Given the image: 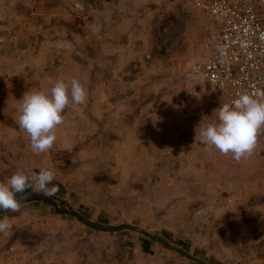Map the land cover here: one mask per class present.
<instances>
[{
	"label": "crops",
	"instance_id": "crops-1",
	"mask_svg": "<svg viewBox=\"0 0 264 264\" xmlns=\"http://www.w3.org/2000/svg\"><path fill=\"white\" fill-rule=\"evenodd\" d=\"M198 1L0 0V181L51 167L52 194L93 220L190 251H255L264 264V134L247 159L221 155L195 140L219 107L184 97L210 41ZM73 78L87 102L66 108L57 142L37 155L17 124L22 98ZM4 218L3 261L183 263L139 232L92 228L43 200Z\"/></svg>",
	"mask_w": 264,
	"mask_h": 264
},
{
	"label": "clouds",
	"instance_id": "clouds-1",
	"mask_svg": "<svg viewBox=\"0 0 264 264\" xmlns=\"http://www.w3.org/2000/svg\"><path fill=\"white\" fill-rule=\"evenodd\" d=\"M88 90L80 79H58L50 91H27L22 98L17 124L30 138L31 150L39 155L51 150L57 142V128L65 121L66 108L87 102ZM264 134V91L241 93L230 104H222L217 120L196 129L195 140L214 147L221 155L232 154L240 162L252 156ZM55 171L42 168L37 175L28 176L18 170L6 181H0V210L19 212L22 200L18 194L27 189L42 195L55 192L52 182ZM13 227L9 219H0V233Z\"/></svg>",
	"mask_w": 264,
	"mask_h": 264
},
{
	"label": "built area",
	"instance_id": "built-area-1",
	"mask_svg": "<svg viewBox=\"0 0 264 264\" xmlns=\"http://www.w3.org/2000/svg\"><path fill=\"white\" fill-rule=\"evenodd\" d=\"M210 18V45L187 71L185 98L217 107L241 93L264 91V0H199ZM0 264H18L13 259Z\"/></svg>",
	"mask_w": 264,
	"mask_h": 264
},
{
	"label": "water",
	"instance_id": "water-1",
	"mask_svg": "<svg viewBox=\"0 0 264 264\" xmlns=\"http://www.w3.org/2000/svg\"><path fill=\"white\" fill-rule=\"evenodd\" d=\"M18 199L22 200V203L28 202L30 200H35V199H39V200H43L45 202L51 203L59 211L66 213V214H69V215H72L75 218H77L79 221H81L83 224H85L89 227H92V228L102 230V231L111 232V233L122 231V230H130V231L139 232L140 234H143V235L149 237L150 239L159 242L165 248L179 252V253L185 255L186 257L198 262L199 264H209L205 260L193 255L192 253L186 251L185 249L172 244L168 239H166L162 235L155 233V232H152L148 229H145V228H142L140 226L130 224V223H121L118 225H108V224H103L101 222L93 220V219L87 217L86 215L80 213L75 208H73L71 205L67 204L66 202H64L62 199L58 198L54 194H50V195L45 196V195H42V194L37 193L35 191H32V192H29V193L22 195ZM7 213H9V212H3L2 210H0V215L7 214Z\"/></svg>",
	"mask_w": 264,
	"mask_h": 264
},
{
	"label": "rangeland",
	"instance_id": "rangeland-1",
	"mask_svg": "<svg viewBox=\"0 0 264 264\" xmlns=\"http://www.w3.org/2000/svg\"><path fill=\"white\" fill-rule=\"evenodd\" d=\"M209 37H210V34H209ZM210 43L211 42L209 41L205 45H208V47H209ZM206 52H207V50H206ZM206 52H205V54H206ZM205 54H204V56H205ZM204 56H203V58H204ZM1 164H2V161L0 160V165ZM21 196H19V197H21ZM25 203H22V204H25ZM10 213L11 212H9L7 214H2V215H9ZM2 215H0V216H2ZM14 216H17V215L14 214ZM232 231H234L236 233V230L234 229V227L232 228ZM162 236L165 237L164 235H162ZM234 237L235 236H232V238H234ZM165 238L168 239L167 237H165ZM171 243L174 244L173 242H171ZM174 245H176V244H174ZM176 246H178V245H176ZM162 247H164V246H162ZM179 247H181V248L185 249L186 251L192 253L193 255L205 260L209 264H255V262H254L255 261V251L254 252L249 251L247 254H245L244 252H241L239 250V247H236V248L233 247L232 251L221 250L222 252H214L212 249H211V251L210 250H204V249H201V250L197 249L195 251L194 250L190 251L187 248H184L182 246H179ZM171 251L173 253H175L176 256H178V258L180 257L183 260V263H177V264H199L198 262L186 257L185 255H183L179 252H176L174 250H171Z\"/></svg>",
	"mask_w": 264,
	"mask_h": 264
}]
</instances>
